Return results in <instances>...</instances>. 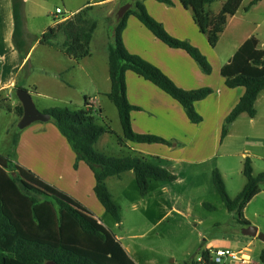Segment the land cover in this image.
Here are the masks:
<instances>
[{"label":"trees","instance_id":"obj_1","mask_svg":"<svg viewBox=\"0 0 264 264\" xmlns=\"http://www.w3.org/2000/svg\"><path fill=\"white\" fill-rule=\"evenodd\" d=\"M102 2L105 0H96ZM168 6H174L172 0H157ZM183 7L190 9L193 20L200 32L215 48L225 32L230 19L239 12L244 0H178ZM263 0H252L245 8L250 10ZM15 21L13 40L17 49L23 53L25 25L22 18L23 0H12ZM216 2H223L219 13L208 8ZM132 9L114 26L113 43L109 47V73L111 90L107 94L115 104L123 128V137H118L119 144L127 141L139 144H163L172 147L173 142L163 137L135 132L131 114L140 107L132 105L127 96V73L133 72L141 78L153 83L165 94L180 103L193 124H200L203 117L196 111V103L213 94L210 87L193 91L179 88L165 73L141 56L130 53L123 41L128 18L135 16L157 39L172 49H182L195 61L203 73L213 72L210 60L201 50L188 40L174 38L164 24L154 19L142 0H136ZM89 5L68 20L49 28L40 38V43L60 50L75 61L91 55V41L98 23L89 19ZM59 34L64 39L61 43L55 40ZM228 88H244L245 93L236 108L227 116L221 141L229 134L231 124L242 114L254 118L257 114L256 102L264 91V46L255 36L240 47L233 59L221 69ZM16 84L12 94L18 100ZM0 112L15 113L22 119L24 110L21 102L12 105V98L1 100ZM89 99L86 108L74 111L68 106H57L44 110L52 117L59 132L67 139L76 153L78 161H84L94 173V192L99 203L114 222H122L121 209L116 203L113 193L106 184L110 177H122L126 172L135 173L136 185L141 197H146L152 183L170 184L178 180V176L146 157L128 155L115 158L107 156L95 149L104 134H115V130L106 124L99 123L93 114ZM18 134L13 136L17 144ZM77 167V164H76ZM243 174L247 180L242 192L232 199L229 195L223 175L218 169L213 171V185L222 197L226 208L239 216L241 226L250 223L244 218L245 207L260 193L264 185V173H254L250 157L244 159ZM209 211L216 208L204 205ZM103 223L76 199L66 192L43 181L38 175L16 163L11 156L0 155V264H136L125 251L120 241ZM203 262L192 264H215L211 261V251L202 248L200 252ZM264 264V250L260 255Z\"/></svg>","mask_w":264,"mask_h":264},{"label":"crops","instance_id":"obj_2","mask_svg":"<svg viewBox=\"0 0 264 264\" xmlns=\"http://www.w3.org/2000/svg\"><path fill=\"white\" fill-rule=\"evenodd\" d=\"M23 1L21 13L25 25V33L21 40L24 43V51L22 53L17 49L13 40V33L15 32L13 2L12 0H0V94L5 93L10 95L15 89L16 84L22 85L19 82V76L34 56L33 52L42 45L52 55H49V57H39L37 63H51L55 71L52 77L49 80L47 79L46 85L55 86L60 92L65 93L68 90L71 91L72 88L69 87L71 85L64 80L63 76L69 75L74 81L75 78L80 77L78 75H81L84 79L90 81V84L97 85V83L100 84L103 81V95L105 98H108L107 94L111 90L112 83L108 66L109 47L111 44L106 40L104 41V39L95 38L98 28L91 41V55L77 62L71 59L70 56L65 54L64 56L60 50L40 43L42 34L54 25L47 26L48 28L42 31L41 36L36 39L35 43L30 45L29 35H31V30L30 28L27 29L29 20L31 19L29 9L34 8V6L38 8L39 5L36 0ZM95 1H86L82 7L74 11L70 8L67 11H70L71 16H74L85 7L96 3ZM117 1L120 2L121 0H105L103 3L95 4V7L100 6V4ZM172 1L175 7L178 6L187 10L178 0ZM251 1L244 0L239 12L230 19L225 32L215 48L210 46L207 37L200 32L193 17L190 19L188 14L174 12L170 8L167 9L161 5L167 4L157 0L151 1V3L148 1L144 3L149 13L151 8L155 11H166L163 17L158 18L154 13H151V16L163 23L166 30L174 38L188 40L189 43L207 56L213 68V72L209 75L202 72L186 51L169 48L165 43L157 39L135 16L131 15L128 18L123 41L130 53L139 55L145 61L158 67L179 88L193 91L210 87L213 90V94L209 95L205 100L196 103V111L203 117V121L200 124H193L188 120L184 108L180 103L165 94L164 91L153 85V83L141 78V76L133 72L127 73L128 99L132 105L140 107L139 110H135L131 114L133 129L140 135L152 134L163 137L165 140L172 141L173 146L139 144L130 141H127L124 146H120L121 148H127L138 156L148 158L178 176V180L170 184L152 183L151 190L153 189V191L150 190V193L146 197H142L143 206L145 207V204H147L143 211H150L151 208H158L160 210L163 207L165 211L163 218H166L170 214L184 216L185 213L191 211L190 203L187 204L184 200V194L187 193V190L179 187L185 178L182 179L177 174L178 165L183 164L190 167L202 166L206 162L216 158L219 153L221 154L224 148H226L223 152L224 155L241 156L243 161L245 158L250 157L253 169L255 159L264 161V148L261 145L264 142V139L261 138L264 135V133H261L264 130V91L256 102V116L251 118L247 114H242L231 124L229 134L221 141L225 120L230 112L236 108L245 93L244 88H228L225 79L221 75V69L233 59L240 47L251 37H257L261 46H264V0L246 11L245 8ZM221 3L223 5V2ZM31 79L25 81L22 87L32 97H37L40 104L37 107L38 109L46 111L57 106H67V104L61 102L62 100H59L61 104L56 106L46 104L44 99L48 101L50 98L40 91L41 87L38 82ZM26 86L32 91H29ZM74 86H77V84H74ZM96 101L98 99L94 102L92 98L89 99L90 106L88 108H92L93 114L95 116L99 115L103 121L105 118L104 108L100 107L96 110ZM12 102L14 106L19 103L13 100ZM35 103L37 104L36 101ZM5 114L14 115L15 113L0 112V116H4ZM16 134H18L17 144L15 145L18 161H14L19 163L20 166L31 170L43 179L44 182L66 192V194L89 209L96 219L103 223L102 219L107 218L108 214L95 195L94 173L84 161H78L76 153L57 128L50 123L37 122L24 129L21 133H14L13 136ZM215 169L221 172L226 184L227 174L225 176L224 171H222L217 162L213 171ZM208 171L210 175L213 174L212 170L209 169ZM238 174L245 178L243 166L238 171ZM135 179V173L129 171L124 173L120 178L114 176L108 178L106 184L113 193L112 187L124 188V180H129V183L132 185L136 183ZM175 187H179L181 191H176ZM126 189L125 186V191ZM138 195L141 198L139 192ZM260 195L255 197L247 206ZM114 198L116 200L115 196ZM151 200H154L152 207L149 205ZM137 203L139 202L134 201L132 203L133 209L140 207ZM206 204L210 205L209 202H201V206L204 208H206L204 206ZM167 206H169V209H165ZM247 206L243 211V215L249 222L246 217ZM122 225L123 219L120 224L115 223L114 229H119ZM244 227L241 226V230ZM108 229L112 231L110 228ZM112 233L121 242L126 249L125 251L130 256V249L123 243L125 240H128L127 237L123 234L117 235L113 231ZM252 238V241L237 239V250L230 248L223 249L213 243L206 248L211 251L231 250L233 253L242 251L245 253L244 255L250 258L251 263L255 264L251 254L255 241L259 239ZM130 239L136 238L132 237ZM142 262L145 264V261ZM185 264H192V262ZM233 264L243 263L238 262Z\"/></svg>","mask_w":264,"mask_h":264},{"label":"rangeland","instance_id":"obj_3","mask_svg":"<svg viewBox=\"0 0 264 264\" xmlns=\"http://www.w3.org/2000/svg\"><path fill=\"white\" fill-rule=\"evenodd\" d=\"M35 1V0H34ZM38 2V8H30V20L27 29L30 28L31 35H29L30 45H33L38 37L41 36L42 31L47 29V26L55 25V11L57 8L63 9V12L70 14V8L74 11L79 7H82L86 1L91 0H36ZM136 0H121L120 2L104 3L95 7V4L103 3L95 1L92 5L93 10L89 12V19L98 23V31L95 35L96 39H104L108 43H113L114 26L120 21L117 18V13L126 4H131V9ZM143 3L147 1L151 3L154 0H142ZM156 3V2H154ZM167 9H172L174 12H180L188 14L192 19L193 12L190 9H183L178 6H168L161 4ZM222 3L216 2L212 4L208 9L219 13ZM151 13L156 14L158 18L163 17L166 11H155L152 8L149 10ZM50 28V27H49ZM64 37L59 34L55 40L56 43H61ZM45 46L40 45L35 52L34 56L21 72L19 79L22 85L25 81L31 80L38 82L41 87V92L47 95L50 100H45V103L51 106H56L61 102L67 104L68 108L74 111H79L86 108V99H91L94 102L96 99L95 109L100 107L104 108L105 118L102 121L99 115H96L99 119V123L102 125H110L115 134H104L99 139L95 149L107 156H115L120 158L126 155H137L136 153L128 150L127 148H121L119 137L123 136L122 126L118 116V112L114 103L103 95V81L102 83L90 84V81L84 79L81 75H78L77 79L72 80L69 75H64V80L71 86V91L65 93L60 92L55 86H48L46 82L52 77L54 71L53 64H38L39 57H49L52 53L48 52ZM55 53V52H53ZM64 55V53H63ZM66 55V54H65ZM64 55V56H65ZM48 79V80H47ZM77 84V86H74ZM27 87V86H26ZM29 91H32L27 87ZM15 94L10 95L3 94L1 100L12 98L16 103L20 100L15 98ZM34 101L37 102V107L40 105L36 96H33ZM18 101V102H17ZM15 104V103H14ZM42 111L41 109H39ZM17 115L5 114L0 116V155L11 156L15 161H18L17 148L13 143V134L21 133L23 130L19 129L20 123ZM54 127L59 129L54 122H49ZM59 131V130H58ZM264 133V130L261 131ZM264 139V135L261 137ZM264 148V142H262ZM222 149L216 158L206 162L202 166L190 167L186 165L177 166V174L183 179L180 188L187 190L184 194V200L190 206L189 212L184 216H178L176 214L165 216L163 207L151 208L150 211H143L142 197L138 195V187L136 183L132 185L129 180H124V188L111 187L116 197V203L120 206L121 216L123 219V225L119 229H114L115 222L110 215L107 218L102 219L105 227L110 228L115 234H123L128 240L123 243L128 246L131 258L136 264H180L191 263L197 261L200 257L202 248L208 247L210 244L217 245L223 249L230 248L237 250L236 240L252 241V237L244 236L241 234V225L238 222L239 216L236 213L230 212L226 206L222 197L217 192L213 185V174H209V169L213 171L216 167V162L219 163V167L224 171L226 176V188L229 195L234 199L240 194L244 188V184L247 182L246 178L238 174L240 168L242 169L244 161L241 156H227L224 155L225 151ZM177 150V148H175ZM183 165V166H182ZM255 174L259 175L264 173V161L255 159L254 163ZM212 173V172H211ZM175 187V190L180 192L181 189ZM187 187V189H186ZM262 194L255 199L249 206H247L246 217L249 223L255 225L259 229V233L264 234V185L262 186ZM153 191V189L151 190ZM176 191H174L176 193ZM172 194V193H171ZM170 196V195H169ZM137 201L138 206L133 209L132 203ZM151 200L149 205L153 206ZM206 201L216 208L215 211H208V209L201 206V202ZM169 209L167 206L165 209ZM166 213H168L166 211ZM136 239H130V238ZM264 249V243L258 240L255 241L252 251V259L255 264H263L260 260V255ZM211 251V250H210Z\"/></svg>","mask_w":264,"mask_h":264},{"label":"water","instance_id":"obj_4","mask_svg":"<svg viewBox=\"0 0 264 264\" xmlns=\"http://www.w3.org/2000/svg\"><path fill=\"white\" fill-rule=\"evenodd\" d=\"M131 9V4H126L117 13V18L120 20L123 18L126 12ZM16 94L18 99L21 102V106L24 110V115L19 123V129L24 130L30 127L32 124L37 122H42L44 124L49 123L52 120V117L49 114H46L43 111H40L37 108V104L35 103L32 95L25 89L18 88L16 89ZM241 234L244 236L255 237L264 243V234L259 233V229L255 227V225L245 226L241 230ZM48 264H55L54 262H50Z\"/></svg>","mask_w":264,"mask_h":264},{"label":"built area","instance_id":"obj_5","mask_svg":"<svg viewBox=\"0 0 264 264\" xmlns=\"http://www.w3.org/2000/svg\"><path fill=\"white\" fill-rule=\"evenodd\" d=\"M63 9L57 8L55 11V25H58L66 20H68L71 14L64 13ZM244 252L233 253L231 250H217L211 251V256L213 257L211 261L215 262V264H233L242 262L243 264H252L250 258L244 255ZM198 262H203L202 257L197 259Z\"/></svg>","mask_w":264,"mask_h":264}]
</instances>
